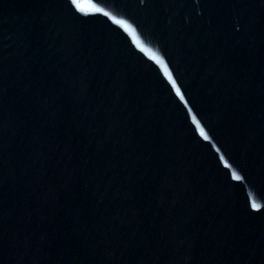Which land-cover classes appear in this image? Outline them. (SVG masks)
<instances>
[{"label": "water", "instance_id": "obj_1", "mask_svg": "<svg viewBox=\"0 0 264 264\" xmlns=\"http://www.w3.org/2000/svg\"><path fill=\"white\" fill-rule=\"evenodd\" d=\"M0 264H264V0H0Z\"/></svg>", "mask_w": 264, "mask_h": 264}]
</instances>
